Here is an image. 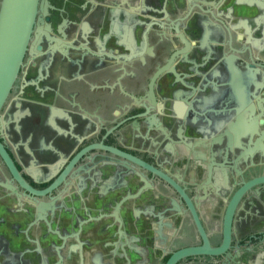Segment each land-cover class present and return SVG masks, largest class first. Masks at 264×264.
<instances>
[{"label": "flooded vegetation", "instance_id": "1", "mask_svg": "<svg viewBox=\"0 0 264 264\" xmlns=\"http://www.w3.org/2000/svg\"><path fill=\"white\" fill-rule=\"evenodd\" d=\"M243 99L264 106V0H46L0 109V264L144 261L165 230L209 242L184 264H264V189L227 210Z\"/></svg>", "mask_w": 264, "mask_h": 264}, {"label": "water", "instance_id": "2", "mask_svg": "<svg viewBox=\"0 0 264 264\" xmlns=\"http://www.w3.org/2000/svg\"><path fill=\"white\" fill-rule=\"evenodd\" d=\"M39 12H46V0H0V109L17 78L30 40L32 26ZM262 84L260 85L262 86ZM235 99L234 96H229L228 104H236ZM240 104L238 105L239 107H235L236 121L233 124L231 123L227 131L226 155L231 154L227 171L232 174L240 166L241 170L247 174V179H242L240 183L234 182V185L228 182L225 184V188L230 193L227 201V210L230 213L231 206L235 203V200H244L249 196L248 192L250 193L253 188L261 187L264 189V132L260 131L257 123V119L263 116L264 106L259 104V102L253 104L247 99L241 100ZM257 110L259 114L255 112ZM260 122L262 123L263 121L260 120ZM233 140L236 142L241 140V145L236 151L231 145ZM0 151L2 152L1 146ZM254 157L257 158L254 168L259 172L258 175H250V172L254 169ZM240 173L238 172V174ZM241 231L244 233L243 236H246L248 243L250 236L248 228L244 226ZM168 236L169 234L166 231L164 242L153 246L154 249L160 252V255L155 252L151 254L150 252L149 258L144 261L117 256L115 261L117 264H184L188 258L193 260L202 258L204 256L203 248L209 245L206 238L202 236L200 240L201 246L198 247L197 245L193 248L194 253L183 255L182 251H180V254L174 251L175 240L172 236L168 241ZM243 236L241 238H244ZM259 240L264 244L263 232L260 233ZM218 248L217 254L222 251L223 245L221 244ZM165 256L168 257L163 260ZM67 258L70 261L73 260V249L71 246L68 247ZM247 258L249 259L248 256Z\"/></svg>", "mask_w": 264, "mask_h": 264}, {"label": "crops", "instance_id": "3", "mask_svg": "<svg viewBox=\"0 0 264 264\" xmlns=\"http://www.w3.org/2000/svg\"><path fill=\"white\" fill-rule=\"evenodd\" d=\"M264 207V203H261V204H257V209H262ZM171 231L170 230H167V234H170L171 235V233H170ZM165 233H166V231H165ZM246 260V259H245ZM249 260V259H248Z\"/></svg>", "mask_w": 264, "mask_h": 264}]
</instances>
